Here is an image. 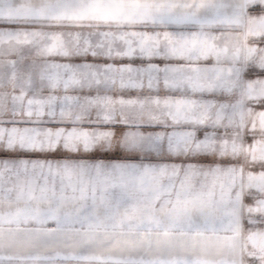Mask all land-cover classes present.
<instances>
[{"label":"snow or ice","instance_id":"snow-or-ice-1","mask_svg":"<svg viewBox=\"0 0 264 264\" xmlns=\"http://www.w3.org/2000/svg\"><path fill=\"white\" fill-rule=\"evenodd\" d=\"M0 264H264V0H0Z\"/></svg>","mask_w":264,"mask_h":264}]
</instances>
